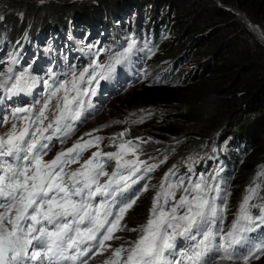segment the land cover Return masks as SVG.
I'll return each mask as SVG.
<instances>
[{"label":"snow or ice","instance_id":"6c2138e0","mask_svg":"<svg viewBox=\"0 0 264 264\" xmlns=\"http://www.w3.org/2000/svg\"><path fill=\"white\" fill-rule=\"evenodd\" d=\"M126 45L117 52L98 49L82 70L72 64L61 71L49 67L43 76L34 74L32 63L18 67L19 52L8 54L7 66L0 71V125L12 121L0 136V264H88L90 253L106 252L111 248L106 241L120 239L114 233L126 227L121 222L139 193L149 190V184L141 182L150 180L167 160V156L159 163H149L152 156L140 159L149 141L125 140L127 130L111 138L116 151H100L104 137L90 132L85 134L90 139L44 160L54 138L63 143L78 123L86 121L88 108L94 107L86 98L96 97L102 82L113 87L120 83L122 66L140 50L136 38ZM144 48L152 51L146 43ZM105 52L107 59L101 62ZM38 85L42 90L36 93ZM53 100L54 118L45 125ZM17 121L24 123L18 127ZM93 147L97 151L78 169L65 171ZM130 154L135 158H126ZM196 162L189 157L186 173H179L175 165L165 173L142 234L128 247L113 249L104 264H212L213 260L251 264L264 256V241L252 236L264 226V195L249 189L225 232L228 179L222 167L214 174L197 173ZM253 209L259 214L254 215Z\"/></svg>","mask_w":264,"mask_h":264},{"label":"trees","instance_id":"16d2710c","mask_svg":"<svg viewBox=\"0 0 264 264\" xmlns=\"http://www.w3.org/2000/svg\"><path fill=\"white\" fill-rule=\"evenodd\" d=\"M84 1L45 0L41 4L40 0H0L1 41L17 43L30 25L74 15ZM133 1L147 8L144 26L137 24L138 11L131 21H136L134 29L141 31L152 49L145 54L152 58L148 62L153 76L150 84L156 87L143 86L145 92H138L135 100H119L110 110L111 123L95 133L104 137L99 145L102 152L116 151L111 138L127 130L123 139L138 142L139 137L150 142L143 145L145 155L140 159L152 156L149 163H159L167 156L150 174L151 179L141 182L149 184L151 193L174 165L179 173H186L185 162L193 157L199 173H208L216 161H224L234 186L254 188L264 195V0ZM118 2L92 0L95 10L110 18ZM229 6L241 11L247 23ZM35 43L34 58L44 51L50 63L75 51L72 46L45 50ZM121 80L123 86L125 78ZM112 97L116 99L117 94ZM148 106L159 109L156 140L147 136L148 130L152 131L149 122L133 123L144 117ZM171 114L174 117L169 118ZM181 117L186 121H178ZM144 197L133 206L132 215H149L148 206L143 212L138 209ZM259 231L261 238L264 226Z\"/></svg>","mask_w":264,"mask_h":264},{"label":"rangeland","instance_id":"374dc122","mask_svg":"<svg viewBox=\"0 0 264 264\" xmlns=\"http://www.w3.org/2000/svg\"><path fill=\"white\" fill-rule=\"evenodd\" d=\"M161 1L163 0H160V2ZM116 9L117 10L111 13L114 14V16L110 18L108 14H100L97 12L93 6L92 0H85L81 3V6H79V9L76 10L74 15H69L67 17L60 16L58 18H46L43 20V22L39 23V25L35 27L30 25L27 30H24V33L22 34L23 37H21L17 43L12 41H1L2 36L0 35V59L5 61L4 64H0V71H4L7 66L8 54L17 51L22 56L21 65L18 67L32 63L34 69L36 70L34 74H38L40 76H43L49 67H51L54 71H61L66 70L67 67L72 64L75 66L77 65V68L82 70V68L93 59V54L98 49L103 48L110 52H117L122 51L123 48L127 46L126 42L130 38H136L138 41V48L140 50L137 51L136 54L131 58V61L138 65L134 68L133 74L131 76L128 75L121 77V79L125 78L126 81L123 86H121L122 80L120 79V83L111 88V90L99 93L96 97L86 98L91 99L92 104L94 105V107L88 108L89 115L87 116L86 121L83 123H78L76 125L74 134L65 139L63 143H61L59 139L54 138V146L51 147V151H49L44 157L45 161L54 159L59 152L66 151L68 148H71L77 141L83 142V140L90 139L91 137L85 135L86 133L91 132L93 136H95L97 131L93 130L99 131L105 126H108L111 123L108 114L110 110L117 107L118 102H120L119 100L130 99L131 97H134L133 100H135L138 92H145V87L143 86H148L150 89L156 87V85L150 84L151 80H153V76L151 75V70L148 68V62L152 58H149V56L145 54L147 52V48H144L145 43L149 47V44L147 43L148 41L142 36L141 31L134 29L136 26V21H131V17L135 12L138 11L140 16L137 19V24L144 26L145 21H147V19H145L147 15L144 14V12L147 11V8L144 4L141 3L138 5L133 0H119ZM124 25L129 27L128 30L122 29ZM35 42L41 43L43 49L45 50L55 48L57 51H60L72 46L75 50V52H73L75 56H73L71 61H69L67 64L63 61L64 59L62 60L61 57H58L56 61H53L52 63H49L45 59L42 61L43 64H40L39 61L36 62L33 54L31 53L32 44H37ZM43 53L45 54L44 51ZM107 54L108 52H105L100 55L99 59L101 62L107 59ZM128 81L136 82L138 85L136 87H133L132 85L128 86ZM140 86L142 87L140 88ZM41 90L42 86L38 85L34 91L39 93ZM116 94L117 98L114 99L112 96ZM54 104L55 100L51 102L50 109L46 112L48 120L45 121V125H47V123H49L54 118V109L52 107ZM158 111L159 109L153 106H148L144 111V120L149 122L150 127H152V131L150 129L148 130L147 136L152 140H156L154 133L156 132L155 120L159 115ZM177 112L179 115L180 111L177 110ZM168 117L172 118L174 116L171 114ZM2 118V114H0V119ZM178 121L185 122L186 119L185 117H181L178 119ZM11 123L12 121L10 120L8 123L0 125V136L4 135V133L10 129ZM23 123L24 122L22 121H17L18 127H21ZM152 143L157 144L153 141ZM147 147H149L148 144ZM99 150L102 151L100 146ZM93 151H97V148L93 147L84 152L80 162L67 165L65 171L70 173L71 171L78 169L83 163V159H87ZM172 151L173 150L171 149V152ZM126 158L131 159L135 157L131 156L130 154ZM219 161V164L218 161H216V163L213 165V168L210 169L206 174H214L218 167H222V175L228 179L227 192L229 195L227 197V208L224 213L223 223L224 231L227 232L239 214L244 197L248 195L249 192L245 188L234 186V182L232 181L231 177H227L224 161ZM196 172L199 173L198 171ZM103 179L104 178H102V180ZM159 187L160 184L156 186V191H154V193L142 191L139 194V199L145 196V201L139 205L138 209L140 212H143L148 206L149 215L146 218L134 216L132 215L133 209H130L121 222V225H126V227H124L123 230L116 231L114 233V236H118L120 239L106 241V245H111V248H109L106 252H97L95 255L90 253L89 255L92 258L89 259L88 264H104V261L111 257L113 249L120 247L122 244L125 247H128L130 242L135 241L139 235L142 234L140 229L146 224L150 216L152 201L156 195V192L159 190ZM180 194V192L177 193V199L179 198ZM139 199H137L134 206L137 205ZM252 202L258 203L259 201L254 199ZM253 214L258 215L259 210L253 209ZM129 229H137V231H129ZM212 264H233V262L227 260H213ZM235 264H243V262L236 261ZM251 264H264V256H262L259 260H252Z\"/></svg>","mask_w":264,"mask_h":264},{"label":"water","instance_id":"95a60500","mask_svg":"<svg viewBox=\"0 0 264 264\" xmlns=\"http://www.w3.org/2000/svg\"><path fill=\"white\" fill-rule=\"evenodd\" d=\"M228 8L231 9L235 14L240 15L243 18L245 24L247 23L246 17L244 16V14L241 11H239L237 8H234V7H231V6H229ZM248 29H249V27H248ZM262 44L264 45V42H262Z\"/></svg>","mask_w":264,"mask_h":264}]
</instances>
